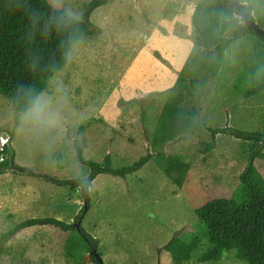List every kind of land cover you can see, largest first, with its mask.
<instances>
[{
	"label": "rangeland",
	"instance_id": "1",
	"mask_svg": "<svg viewBox=\"0 0 264 264\" xmlns=\"http://www.w3.org/2000/svg\"><path fill=\"white\" fill-rule=\"evenodd\" d=\"M91 1L49 0L78 20ZM196 1L111 0L97 8L91 33L73 48L68 66L46 80L49 89L39 97L43 111L37 119L23 118L0 94V137L12 148L0 153V264H95L90 253L83 261L67 259L68 233L49 225L7 237L28 219L74 224L81 209L88 208L81 190L16 169L83 178L89 168L78 160L76 146L86 160L102 162L110 156L113 168L129 166L148 151L182 154L191 165L182 189L152 161L126 178L101 174L93 181L82 226L98 240L104 264H174L166 247L203 228L197 208L218 198L238 204L247 199L239 176L257 141L221 133L206 163L199 151L211 141V128L264 134V92L252 95L264 76V41L248 34L229 47L219 77L209 79L195 102L198 120L207 126L202 133L190 135L188 127L175 129L161 121L163 99L149 102L151 95L173 86L194 46ZM262 15L264 9L252 14L255 19ZM242 26L241 14L226 36ZM255 165L264 177V163L256 160ZM196 264L246 263L231 251L221 262Z\"/></svg>",
	"mask_w": 264,
	"mask_h": 264
},
{
	"label": "trees",
	"instance_id": "2",
	"mask_svg": "<svg viewBox=\"0 0 264 264\" xmlns=\"http://www.w3.org/2000/svg\"><path fill=\"white\" fill-rule=\"evenodd\" d=\"M111 0H92L86 7L83 19L72 17L63 9L54 7L49 0H0V94L12 108L25 113L28 107L49 87L47 79L64 70L74 47L90 33L93 12ZM232 3H238V10ZM264 9V0H197L192 15L195 42L184 62L174 85L151 95L150 104L160 103V119L173 128H187L190 135L200 134L207 126L198 120L199 111L195 105L202 95L204 85L210 78L219 77L225 54L229 47L246 35L263 38L242 26L231 38L226 33L236 25V16L248 15L260 27H264V15L257 19L252 14ZM243 19V18H242ZM241 19V20H242ZM46 81L45 83H42ZM264 92V76L252 95ZM159 108V107H158ZM157 108V109H158ZM197 128V129H196ZM82 127L79 128V132ZM211 141L199 151L203 163L216 148V135L229 134L252 145L248 164L240 174L248 197L242 203L226 198L209 201L196 209V215L203 228L195 230L188 238L182 236L172 240L166 247L174 264H196L221 262L231 251L246 264H264V177L255 165L256 160L264 163V134L244 132L230 128H211ZM7 145L4 153H10ZM77 158L89 170L86 176L77 179H59L46 174L33 173L29 168L16 165L19 174L48 181L57 186L81 190L87 210L81 209L76 221L81 220L80 230L55 218L28 219L16 225L7 237H14L19 231L33 226L49 225L67 232L65 257L83 261L84 254L93 247L98 250V240L85 231L82 221L90 209V192L93 181L101 174L126 178L153 162L163 174L182 189L191 169L190 161L182 154H168L163 151L147 152L126 167L113 168L110 156L102 162L86 160L83 149L75 147ZM207 157V158H206ZM15 155H11L12 162ZM1 174V173H0ZM207 246L204 253L200 249ZM101 256V254L99 253ZM197 256L194 259V256ZM92 262L95 260L90 256Z\"/></svg>",
	"mask_w": 264,
	"mask_h": 264
},
{
	"label": "water",
	"instance_id": "3",
	"mask_svg": "<svg viewBox=\"0 0 264 264\" xmlns=\"http://www.w3.org/2000/svg\"><path fill=\"white\" fill-rule=\"evenodd\" d=\"M233 6H235L238 10H240L238 3H232ZM244 27H246L249 31H253L256 35L264 39V27L258 26L253 20L248 18V15L244 14ZM79 89L76 91L78 92ZM87 210V208H86ZM78 231L81 227V220H78L77 222H74L73 224ZM90 256L95 260V264H104L101 256L98 253L97 249H93L89 252Z\"/></svg>",
	"mask_w": 264,
	"mask_h": 264
},
{
	"label": "clouds",
	"instance_id": "4",
	"mask_svg": "<svg viewBox=\"0 0 264 264\" xmlns=\"http://www.w3.org/2000/svg\"><path fill=\"white\" fill-rule=\"evenodd\" d=\"M43 111V105L39 101V98H37L35 101L32 102V104L28 107L27 111L24 113L23 118H32L37 119L39 117V114ZM9 145V144H7ZM6 145V146H7ZM5 146V147H6ZM5 149V148H4ZM0 153L2 155H5L4 151Z\"/></svg>",
	"mask_w": 264,
	"mask_h": 264
},
{
	"label": "built area",
	"instance_id": "5",
	"mask_svg": "<svg viewBox=\"0 0 264 264\" xmlns=\"http://www.w3.org/2000/svg\"><path fill=\"white\" fill-rule=\"evenodd\" d=\"M8 144V139L4 138V137H0V151L3 152L5 146ZM3 157V156H2ZM3 160V158H1V161Z\"/></svg>",
	"mask_w": 264,
	"mask_h": 264
},
{
	"label": "crops",
	"instance_id": "6",
	"mask_svg": "<svg viewBox=\"0 0 264 264\" xmlns=\"http://www.w3.org/2000/svg\"><path fill=\"white\" fill-rule=\"evenodd\" d=\"M195 5H196V2H195ZM195 5H193V13H194V10H195ZM193 13H192V15H193ZM176 81V80H175ZM175 83V82H174ZM174 85V84H173ZM172 87V86H171ZM171 87H169V88H171ZM168 88V89H169ZM167 90V89H166ZM164 91V90H163Z\"/></svg>",
	"mask_w": 264,
	"mask_h": 264
}]
</instances>
